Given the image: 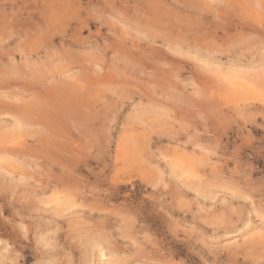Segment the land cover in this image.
<instances>
[{"label":"rangeland","instance_id":"374dc122","mask_svg":"<svg viewBox=\"0 0 264 264\" xmlns=\"http://www.w3.org/2000/svg\"><path fill=\"white\" fill-rule=\"evenodd\" d=\"M0 264H264V0H0Z\"/></svg>","mask_w":264,"mask_h":264},{"label":"bare ground","instance_id":"6f19581e","mask_svg":"<svg viewBox=\"0 0 264 264\" xmlns=\"http://www.w3.org/2000/svg\"><path fill=\"white\" fill-rule=\"evenodd\" d=\"M82 119V118H81ZM84 120H86V119H84ZM99 255H100V257H103V256H105L106 255V253L105 252H103L102 250H100V253H99ZM108 257V256H107Z\"/></svg>","mask_w":264,"mask_h":264}]
</instances>
